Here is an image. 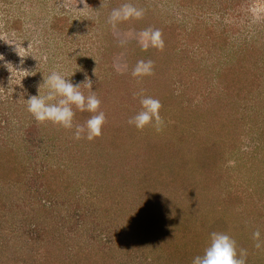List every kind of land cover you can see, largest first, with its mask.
I'll return each mask as SVG.
<instances>
[{"label": "trees", "instance_id": "obj_1", "mask_svg": "<svg viewBox=\"0 0 264 264\" xmlns=\"http://www.w3.org/2000/svg\"><path fill=\"white\" fill-rule=\"evenodd\" d=\"M243 1L175 0L189 7L190 14L194 13V16L186 15V18L166 25L161 33L164 45L178 43L177 46L174 43L170 45L175 51L173 57L177 59L172 68L178 64L176 69L188 71L196 61L195 48L208 50L206 61L211 62L206 65L212 67L210 72L215 80L212 89L203 93L199 76L194 74L191 75L193 79L184 82L181 79L182 86L192 85L197 93H201L198 98L216 97V103L223 105L224 98L232 101L230 98L233 97L238 103L244 101L246 110H253L256 104L264 101V94H261L264 72L260 71L264 69V44L260 48L258 39L253 34L248 35L252 31L247 29V9L243 7ZM143 9L149 10L150 5L143 2ZM15 23L20 24L18 21ZM230 29V34L238 33V38L240 35L243 38L233 43ZM159 51L156 54L161 53ZM34 84H23L24 91L21 88L17 93L23 99L26 98L22 91L28 94L27 99L33 94L38 95L34 92ZM46 92L47 89L41 95ZM104 92L97 97L101 100L100 110L105 113L106 122L102 135L91 141L86 138L76 140L72 134L74 129L71 132L51 122H47V126L53 127L51 134H40L37 128L44 123H38L27 109L24 113L32 118L28 125L26 122L22 124L20 115L15 114L27 103L11 98L8 93L0 98L3 104H15L13 112L4 116L5 123L0 124L2 132L6 129L4 134L8 135L0 136V264H97L101 255L104 259L121 263L131 256L129 247L142 243L138 237L129 238L131 230L142 226V219L144 229L146 224L155 231L156 227L161 229L158 241L163 233L171 232L179 242L190 241V246H193L194 251L186 249L184 243L183 248L176 246L172 251L163 249L164 252L160 247L161 255L167 260L165 264H192L195 256L203 253L204 244L209 242L210 234L215 231L211 228L216 227L215 221L219 217L223 220L227 216L229 218L228 207L235 209L234 204H227L226 198L212 201L208 197L200 201L207 217L200 223L196 222V213L189 212L192 203L183 204L177 196L176 187L188 177L187 159L175 161L177 146L170 154H165L167 150L161 149L165 146H157L154 139L146 144L144 141L141 144L138 139L133 142L137 137L136 131L130 134L127 132L128 124L114 119L109 105L113 107L115 101H110V89H104ZM255 95L260 97L259 100ZM220 110L222 112V107ZM74 111V124H84L92 115L87 111ZM119 113L121 115L117 117L125 119L123 111ZM135 145L138 151L130 152L131 148L134 151ZM179 148L182 151L180 145ZM141 150L143 157L140 156ZM201 156L197 158V166L201 170L192 166V173L202 171L211 178L207 162H217V156L207 154L210 157L207 162ZM202 184L201 195L208 196L207 185L210 182L205 179ZM138 199L140 202L143 199L141 210L135 203ZM58 206L63 211L58 212ZM133 209L134 214L131 213ZM19 216H24L21 221H18ZM106 218H109L108 225L104 222ZM29 227H33L36 233L29 234ZM179 229L182 230L180 233ZM106 231L112 233L113 242L102 249V239L98 241L96 233L104 237ZM13 235H24L23 243H12ZM174 252L176 255L171 258ZM260 261L250 263L247 260L246 264H261Z\"/></svg>", "mask_w": 264, "mask_h": 264}, {"label": "rangeland", "instance_id": "obj_2", "mask_svg": "<svg viewBox=\"0 0 264 264\" xmlns=\"http://www.w3.org/2000/svg\"><path fill=\"white\" fill-rule=\"evenodd\" d=\"M101 2L102 0H93L92 3L88 0H0V56L3 57L0 60V98L8 93L7 95H11V98H18L20 102L26 104L29 96L26 92L23 93V84L36 83L34 92L38 93L37 86L43 83V75L47 76L52 71H57L66 77L72 76L71 81L74 84H81L86 78L90 79L93 85L92 90L84 84L80 86L85 95L95 91V95L99 96L105 93L104 89H110V101H115L113 107L109 105L111 115L121 123L128 124V119L140 110L139 100L133 98L134 93L143 90L145 95L159 99L162 104L160 115L164 121L162 130L157 132L154 127L147 126L141 131L128 124L127 132L131 134L132 131H136L137 133L133 142L136 143L138 139L142 141L141 144L143 141L146 144L154 139L153 143L156 142L157 146H165L161 148L167 150L165 154H170L173 151L172 148L177 146L175 153L178 157L175 161L178 163L187 159L188 165V177L183 178L180 185L176 187L178 200L186 205L192 203L189 212L190 214L196 213L198 223L207 217L205 207L200 206L201 200L208 197H211L212 201L226 198L227 204H234L232 206L235 209H230V207H228L229 211L226 209L229 218L227 216V219L223 220L218 216L214 224L216 227L211 228L215 232H226L235 239L238 250L246 249L248 262L261 260L260 263L263 264L264 250L254 247L252 233L258 229L261 233L260 238L264 241V101L261 100L262 102L253 105V110H246L247 105L244 101L238 103L233 97L230 98L232 101L223 97L224 103L221 105V103H216V97L198 98L201 93H197L192 85L182 86V81L193 79L191 75L194 74L199 76L202 92L206 93L212 89L215 80L210 72L212 67L206 65L211 62L206 61L209 56L206 48H195L196 61L188 71L176 69L178 64L177 67L172 68L175 66L173 62L177 59L173 57L175 51H172L173 47L170 45L174 43V46H177L176 41L165 43L163 50H158L161 52L159 54H156L158 52L156 48L150 47L146 51L141 49L138 44L139 33L148 28L159 29L163 32L166 25L186 18V15L194 16V13L190 14L189 7L186 8L176 3L175 0H104L103 7H101ZM143 2L149 4L150 9L154 11L144 10L142 19L122 22L116 29H112L107 23L113 8L124 3H132L143 9ZM243 7L252 13L248 14L246 11L245 15L247 29L252 31L248 35L253 34L255 39H258L257 45L262 48L264 44V0H245ZM60 17L63 19L59 20ZM15 21L20 24L18 25ZM256 23L260 25L257 26ZM167 29L169 30V27ZM230 35L233 37V43L243 38L241 35L238 38V33ZM121 41L126 43L121 46ZM141 59L145 61L150 59L154 62L153 74L134 78L131 76V71ZM260 71L264 72V69ZM21 88H23L21 94L26 99L17 93ZM44 91L46 87L42 84L41 92L44 93ZM261 94H264V90ZM255 97L256 100L260 98L257 95ZM14 107L13 103L3 104L1 101L0 124L5 123L4 116L12 113ZM26 109L27 106L24 108L22 106L19 113L15 112V114L18 117L20 115L22 124L26 122L28 125L32 118L24 113ZM122 111L123 116H126L125 119H122V116L117 117ZM52 129L51 125L47 126V122L37 128L40 134H51ZM72 130L69 131L72 132ZM2 131L4 130L1 128V137L8 136L4 134L6 129L4 133ZM18 132L20 130H17ZM137 149L139 148L135 145L134 151L131 148L130 152L135 153ZM140 153L143 157V150ZM207 154L216 155L218 161L207 162L210 158ZM200 155H202L201 159L208 163L211 178L206 177L202 171L199 174L192 173V166L200 169L197 166L199 164L197 158ZM205 179L210 182V185H207L209 187L208 196L201 195L204 187L202 182ZM124 188L130 189L129 187ZM141 202L143 203V199ZM141 202L139 199L135 201L140 210L143 209ZM61 210L63 211L62 207L58 206L57 211L61 212ZM134 211V209L131 210V213ZM23 217L18 221H21ZM108 220L109 218H106L104 221L106 225H108ZM146 225L144 229L142 219V226L131 230L129 238L138 237V241L142 243L129 247L131 256L127 260H122L121 263L119 260L112 262L101 255L97 264L111 262L112 264H165L167 260L164 259V255H161L163 249L172 251L176 246L183 248L185 243L186 249L192 248L193 250L190 241L189 243L179 242L177 236L171 232L163 233L158 241L161 229L156 227L155 231L154 228ZM104 228L107 227L104 225ZM29 229V234L36 233V230H32L33 227ZM181 231L179 229L178 233ZM138 232L141 234L140 237ZM96 234L98 241L99 238L102 239L100 242L102 249L112 245L111 232L106 231V235L103 234L104 237L99 232ZM22 236L13 235L11 242L23 243L21 240L24 235ZM207 244L204 246L206 247ZM160 247L162 250L159 249ZM173 255L176 253L174 252L171 258Z\"/></svg>", "mask_w": 264, "mask_h": 264}, {"label": "clouds", "instance_id": "obj_3", "mask_svg": "<svg viewBox=\"0 0 264 264\" xmlns=\"http://www.w3.org/2000/svg\"><path fill=\"white\" fill-rule=\"evenodd\" d=\"M103 6L104 0L101 2V7ZM143 16L144 9L138 8L132 3H124L112 9L107 23L112 29H116L118 24L122 22L132 19L139 20ZM120 43L123 46L126 42L121 41ZM138 44L145 51L150 47L162 51L164 40L161 31L152 28L143 30L138 35ZM2 59L3 57L0 56V60ZM153 69L154 62L152 60L141 59L133 67L131 76L134 78L150 76L153 74ZM71 77H66L57 71H52L47 76L43 75L42 84L46 87L47 92L45 95H41L42 84H40L38 87L39 94L32 95L27 99V111L38 123L51 122L53 125L67 130L74 129L73 138L76 140L82 138L89 141L94 140L102 135V128L106 122V115L100 110L101 100L95 95V91H91L88 95L81 91V84L90 90L93 89L90 79L86 78L85 82L74 84ZM133 98L139 100L140 110L128 119V124L141 131L147 126L154 127L157 132L161 131L164 121L160 115L162 108L160 100L145 95L143 90L134 93ZM74 109L80 112L87 111L92 115L84 124H74ZM182 221L183 217L181 223ZM260 237L261 233L258 229L252 233L254 247L258 250H264V241ZM247 255L246 249H237V243L230 235L214 231L210 234L209 242L203 253L195 256L192 264H246Z\"/></svg>", "mask_w": 264, "mask_h": 264}]
</instances>
